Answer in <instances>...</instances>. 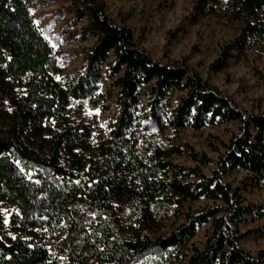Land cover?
<instances>
[{
	"label": "trees",
	"instance_id": "trees-1",
	"mask_svg": "<svg viewBox=\"0 0 264 264\" xmlns=\"http://www.w3.org/2000/svg\"><path fill=\"white\" fill-rule=\"evenodd\" d=\"M78 1L96 39L81 71L62 85L25 1L0 0V203L16 210L18 231L0 235V264H131L134 256L140 264H172L176 249L206 224L202 245L191 246L177 264H264V251L252 256L239 246L247 235L239 224L248 214L264 216V205L244 203L241 188L223 181L225 172L242 169L251 184L264 187V110L248 113L192 67L153 59L98 0ZM218 5L199 0L197 13ZM228 7L244 23L233 46L264 36V0H228ZM228 57L224 51L211 69L224 67ZM104 78L117 111L93 144L87 127L70 122L68 105L86 100L92 109L107 108ZM170 91L179 92L172 107L165 103ZM141 117L173 131L236 121L238 132L215 160L188 148L197 165L183 166L167 158L181 149L145 136ZM211 163L216 167L205 174L200 167ZM200 200L204 205L193 210ZM2 226L0 214V232Z\"/></svg>",
	"mask_w": 264,
	"mask_h": 264
},
{
	"label": "rangeland",
	"instance_id": "rangeland-1",
	"mask_svg": "<svg viewBox=\"0 0 264 264\" xmlns=\"http://www.w3.org/2000/svg\"><path fill=\"white\" fill-rule=\"evenodd\" d=\"M32 15L33 21L51 46L58 62L59 72L54 78L64 84L68 77L81 71L84 51L93 45L96 37L85 28L87 16L78 0H24ZM104 7L105 15L116 25L129 30L133 39L147 50L153 59L170 62L175 61L192 67L203 81L229 96L236 105L248 112L257 113L264 110V36H248L243 47L233 46L240 38L244 23L231 14L228 0H218L214 11L198 14L196 5L199 0H98ZM264 16V8L259 14ZM226 51L229 57L224 67L211 69L214 62ZM113 57L111 56L110 59ZM108 66L103 67L106 75ZM100 90L107 97V108L92 109L86 100H71L68 105L70 122L78 127H87L91 132V141L95 144L107 133V123L117 111L114 103L115 91L108 78L100 85ZM145 87H140L141 105L146 97ZM179 92L170 91L165 103L175 105ZM145 107V106H144ZM2 108L10 109L4 102ZM145 111L141 108L139 116ZM142 119V117H141ZM144 122L145 136L170 146L181 149L168 159L183 166H196L188 155V148L205 153L212 160L222 152L223 144L238 132V123L229 121L215 123L200 129L190 127L180 131L159 127ZM146 122V123H145ZM142 126V125H141ZM142 126V127H143ZM2 123L0 122V128ZM216 167L211 163L201 166L205 174H210ZM223 181L233 187H240V195L244 203L264 205V187L251 184L242 169H234L224 173ZM204 205L200 200L191 204L193 210ZM0 214L3 221L0 235L6 239L14 237L17 231L15 209L0 203ZM181 219L170 220L159 233L164 234L177 226ZM208 224L198 228L196 235L185 245L176 249V262H184V255L190 254L191 246H201ZM239 231L247 233L239 240V246L252 256L264 251V216L254 214L245 216L239 224ZM158 234H150L152 238ZM22 236L27 235L22 233ZM148 261L147 259H144ZM136 257L131 264H136ZM141 261L137 262L140 264ZM172 264H177V263Z\"/></svg>",
	"mask_w": 264,
	"mask_h": 264
}]
</instances>
